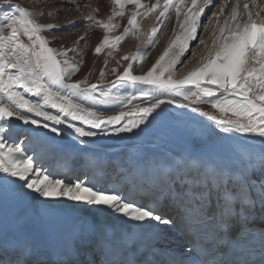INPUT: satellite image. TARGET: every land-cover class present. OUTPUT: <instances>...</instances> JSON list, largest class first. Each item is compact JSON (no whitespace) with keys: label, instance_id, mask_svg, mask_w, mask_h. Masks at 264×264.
<instances>
[{"label":"snow or ice","instance_id":"obj_1","mask_svg":"<svg viewBox=\"0 0 264 264\" xmlns=\"http://www.w3.org/2000/svg\"><path fill=\"white\" fill-rule=\"evenodd\" d=\"M72 3V0H68ZM113 4L120 5L121 10L113 14L123 17V8L127 3L135 4L137 8H145V12H133L127 24L135 27L138 15H147L160 5V0L151 7L141 4L139 0H112ZM184 0H164L163 10L159 16H164L169 8H175L177 16H180ZM255 4V0H252ZM210 0H204L197 6V0H191V8L185 13L182 36H177L169 48L156 60L152 68L145 75H133L132 63H129L125 71L117 77L114 83L125 86H150L157 90L158 95L153 102L146 107L135 110L136 118H130L126 111H119L113 115L98 114L91 108H85L77 103L74 97H88L93 100V93L97 85L87 87V80L72 82L71 77L79 71L80 61L73 62L68 57V52L76 49H56L49 46L50 41L42 33L61 28L55 24H41L37 17L45 13L34 12L21 7L11 5L12 11H6L0 15V199L7 200L14 195L16 185L27 188L45 199L66 197L68 200L82 202L86 205L106 206L124 217L136 222H155L157 229L163 225L165 228L173 225V220L161 215L152 207L141 206L135 201L125 199L119 190L100 189L83 183L80 180L68 181L63 176H58L35 165L34 156L29 154L17 142V137L23 132V126L32 125L37 129H50L57 136L63 135L61 129L55 125L67 124L79 137H95L103 132L106 126L120 125L115 131L132 132L140 128L148 121V118L160 108L166 101L159 98L160 95L171 93L182 96L190 103H208L211 108L218 109L222 114L214 115L202 112L209 121L225 126L230 132L241 134H253L264 138V18L259 11L253 13L249 5H243L246 10L239 13L237 7H233L230 24L225 21V27H221L219 36L212 40V48L208 49V55L200 67L190 71L183 79L174 80L171 74L164 78L165 72H170L181 62L180 56L188 51L192 41L197 44H207L198 35V20L209 6ZM74 7H89L90 12L84 22L111 31L118 25L112 23V16L107 21L97 19L93 14L98 9H91L90 5L73 4ZM52 15L53 13H47ZM215 15V14H214ZM256 18H253V17ZM239 17V19H238ZM246 17V18H245ZM159 19V17H157ZM75 24L70 20L68 27ZM124 28L123 35L110 40L107 35L95 48V53H100L104 47H113L130 31V27ZM7 30V31H6ZM159 29H152V37H155ZM22 37H27L26 44ZM86 36L78 38L77 43L85 41ZM53 41H58L53 37ZM153 40L150 38L149 43ZM179 45L180 54L168 60L165 58L172 47ZM142 55L139 59H143ZM123 59L128 60L125 56ZM137 57H132L136 60ZM160 69L157 73V69ZM103 72L101 73V78ZM192 85V88H185ZM17 89H23V92ZM63 90V91H62ZM26 93L39 98L37 102L26 98ZM220 93V96H217ZM101 104L125 103L135 99L134 94L128 97L113 95L110 91L101 90L99 93ZM42 101V102H41ZM184 107L186 105H180ZM56 109L57 114L45 110ZM193 111H200L193 108ZM32 114V115H29ZM42 117V120L36 119ZM231 117H236L235 119ZM71 121H80L90 129L77 126ZM53 122L52 125L47 123ZM27 131V130H25ZM34 131V130H33ZM11 140L12 143L8 141ZM264 172V166L261 167ZM192 177H195L194 179ZM260 203L261 215H264V179L259 182L245 180L244 185L236 182L233 176L223 169L202 165L193 158L191 161H176L175 168L169 175V181L165 185L166 199L185 209L182 222L187 224L193 215L199 219L201 229L205 234L212 232L221 239L228 237L230 240L239 238L242 233L253 235L252 229L256 228V199L253 198V190ZM261 238L264 239V229L261 230ZM165 236L161 231L156 243H163ZM182 260H174L173 264H202L193 256L192 248L181 254ZM0 264H8L4 258H0ZM13 264H79L76 259L58 258L49 261L42 256L31 244H24L17 260ZM264 264V262H262Z\"/></svg>","mask_w":264,"mask_h":264},{"label":"bare ground","instance_id":"obj_2","mask_svg":"<svg viewBox=\"0 0 264 264\" xmlns=\"http://www.w3.org/2000/svg\"><path fill=\"white\" fill-rule=\"evenodd\" d=\"M219 1L220 5L211 15V22L206 30L207 37L204 38V41L207 44V48L204 44L201 45L205 53L200 54L195 60V57L192 58L197 62L196 64L189 63L190 70L187 71L183 77L190 71L200 67L204 62V58L208 55V49L212 48V40L215 38L213 33L215 32V35L219 36V30L221 27H225L226 20H228L230 24L235 23L230 20V14L234 6L237 7L239 13H244L246 10L243 5L247 3L250 11L253 13L259 11L260 17L264 18V0H255V4H253L252 0H210L209 6L205 7V11L201 14L197 22L198 30L199 24L206 18L205 15L209 9ZM139 2L147 7H151L153 4H156L157 0H139ZM203 2L204 0H197V6L203 4ZM59 3V8L62 11H66L64 16H69L73 13L76 14L71 19L75 21V24L69 27H63L69 22L66 21L61 28L55 29L56 33L52 36V39L53 37H57V42L59 43L50 47L58 50L75 48V52H68V57L72 61H80L82 59V64L87 62L90 63L91 59L96 61L102 60L103 55L95 53L93 51L94 49L90 48L87 52L83 53H79L78 49L81 44L85 43L89 46L93 45L94 47V44L103 38L106 31L96 26L94 23L90 26L89 23L84 22L85 17L90 12L89 7L78 8L72 6L73 4L90 5L91 9H98V11L93 14L100 20L107 21L108 17L112 16V20L120 24V28H124L128 25L127 21L133 12L146 11L145 8L138 9L135 4L127 3L123 9L125 10V15L120 17L113 14L114 10L116 12L121 10L120 5L113 4L112 0H72V3H69L68 0H59ZM163 6L164 0H160V5L155 11L149 12L147 15H138L136 17V24L139 25L138 28L142 24L144 33H146V37L148 38L146 39L148 42L142 45V47L140 46L142 49L140 47L136 48V50L141 49L139 53L144 58L141 60L138 57V59L132 60V57L138 56L135 50L134 54L128 59L130 60L129 63H132V67L135 71L139 72L138 74L142 73V71L148 72L149 68H151L164 51L169 48L172 41L176 40L177 36H182L183 29L179 26L175 28L174 31H171L169 30L170 23L176 19L178 25L183 23L185 13L192 5L191 0H184L183 4L180 5L181 13L179 17L177 14L174 15L176 13H174L176 10L174 7L169 8L164 16H159L160 11L163 10ZM58 14L56 15L61 17V15ZM157 17H159V19H157ZM253 18L256 17L254 16ZM80 23L83 24V27L81 33L78 34L77 26ZM92 27L93 29L96 28L97 32L94 35V39L88 43L87 40L91 39V37L87 31L91 30ZM153 28L159 29L155 37H152ZM64 29H68L71 32H67ZM82 36H86V40L77 43L78 38ZM116 36L119 35L116 34ZM127 37L126 35V37L120 40V44L117 47L120 51L123 50L125 52L126 49L124 48V44ZM150 38L153 40L152 43H149ZM179 54V45L172 47L169 50L168 56L165 58V62L162 63H166ZM182 56L183 55L180 57ZM116 57L117 53L115 52L113 58ZM80 68H83L82 65L79 66V69ZM174 68L170 70L172 74L177 72ZM75 78V75L71 77L72 82H77ZM17 90L23 92V89ZM25 95L26 98L31 99L33 102L39 100V98L32 96L31 93H26ZM160 98L164 99L166 102L148 118L145 124L141 125L138 129H134L132 132L117 133L115 131L117 127L126 123V120L121 121L120 125L106 126L104 131L100 132V130L90 129L88 125L82 124L78 120L71 121L69 118V122L75 123L77 126L85 127L86 130L98 131L100 134L95 137H79L72 129L67 127V124H63L55 125L63 132V135L57 136L55 133H52L50 129H37L36 126L26 125L24 130H27V133L20 146L34 156V166H42L44 169L56 175L58 171H61L64 173L62 176L66 179L68 178V174L70 172L74 173L78 167L83 171V176L79 179L83 183L100 189H114L120 192L122 189L126 188L128 194L122 191L125 199L135 201L141 206H145L146 203L145 205L142 204L140 199L141 196L139 199L137 198V194H139L137 187L139 185L138 183L141 181V177L139 176H143L145 172L151 175L162 172L168 173L175 162L178 160L180 161L177 152L178 147L184 145L188 141L201 152L219 149L225 154H230L234 151L237 142L245 139L252 145L259 147L260 150H262V157L264 158V138H260L253 134L230 132L225 126L218 125L214 121H209L207 117L201 115L202 112H209L217 116L227 115L230 117L231 113L222 114L206 103H203L201 107H193L173 94ZM73 99L85 108H89L84 103L83 97H74ZM152 102L153 100H148L127 107V109H114L109 112L97 110V112L98 114L108 116L118 113L119 111H126L129 113L130 118H136V108L149 106ZM180 105L186 106L181 107ZM193 108H198L200 111H193ZM45 110L51 111L54 115L57 114L56 109L46 108ZM231 118L235 119L236 117ZM36 119L43 122L42 117H36ZM47 123L50 125L53 124L51 121ZM123 154L127 156L125 160L121 159ZM248 155L249 152L245 151L246 171L249 174L251 172V165L248 160ZM113 163L118 164L111 167ZM109 166L112 171L110 174H107L105 169ZM68 181L75 182L77 179L71 178ZM155 186L156 190H159V193L163 192L160 182H156ZM253 198L256 199V207L259 206L260 203L256 196L255 189L253 190ZM150 200L153 204L152 198H150ZM146 207L149 206L146 205ZM157 208L162 210V213L169 214L161 206L156 207L154 210L157 211ZM258 211L260 212V208ZM259 214H261V212ZM166 217L171 219V215H167ZM10 218H15L20 228L26 232L28 236L25 241L18 245L19 252L22 246L27 243L31 244L47 259L55 257L56 253L61 254L65 248L70 249L69 247H71L73 239L83 232L82 222L88 219L103 223L124 224L131 227H134L138 223H142L157 228L155 222L149 224L147 222L132 221L124 217L121 213L108 209L106 206L86 205L82 202L68 200L66 197L45 199L39 197L38 194L31 192V190L27 188L20 187L19 182L16 185L14 195L7 200L0 199V220L7 222ZM159 229L166 230L165 232L171 236L174 234L173 225L167 228L161 225ZM60 232H62V236L58 238L53 247L44 244L50 235H59ZM163 242L168 245L173 244V241L168 238H165ZM3 248H0V250ZM0 257L5 259L2 255ZM140 259L146 260L145 255L140 254ZM152 262V260L147 261L148 264H159Z\"/></svg>","mask_w":264,"mask_h":264},{"label":"rangeland","instance_id":"obj_3","mask_svg":"<svg viewBox=\"0 0 264 264\" xmlns=\"http://www.w3.org/2000/svg\"><path fill=\"white\" fill-rule=\"evenodd\" d=\"M9 4H11V5H17L18 4L21 7L28 9L30 11H34V12L43 11L45 14L42 16H38L37 20L39 23L44 24V25L51 23V24L62 26L66 21H70L73 18V16L76 15L75 13H73L72 15L64 16L65 15L64 13L66 11L65 10L62 11L59 8V4H60L59 0H0V15H2L6 11H12V9L8 7ZM125 5H124V7H125ZM219 5H220V1L217 2L213 7H211L209 9L207 14L205 15L206 18L203 19L202 22L199 24L198 35H199L200 39L205 40L204 38L207 37V31L206 30L208 29L209 24L211 22V20H210L211 15L214 13V10H216L219 7ZM123 11H125V10H123ZM49 12L53 13V14L52 15L47 14ZM175 12H176V10L174 11V13ZM56 14L61 15V17H58ZM176 14H177V12L174 15H176ZM112 23L118 25V27H115L111 31H106L105 35H107L110 40L117 37L116 34L119 36L123 35L124 28H125V27L120 28V24L116 23L114 20H112ZM171 23H170V29L169 30L174 31L175 28L179 27L177 19L172 21ZM66 24L68 25L69 22H67ZM138 26L139 25H137V24H135L134 28H132L131 26H128V27H130V31L127 34L128 37H127L126 42L124 44V48L126 49L125 52L123 50L120 51L119 49H117V47L120 44L119 43L120 41L117 44H115L113 47H104V48H102L101 52L98 53V54L103 55L102 60L96 61V60L91 59L90 63L89 62L84 63V64L81 63L80 65H82L83 68L82 69L80 68L79 71L74 74L76 76L75 80H77V81H82L85 79L87 80V84L82 85V87H87L88 85H91V84L97 85V89L93 93V95L96 97L95 100L88 98V97H83L84 103L89 108L96 110V111L98 110V111H103V112H109V111H112L114 109H127V107L137 105L139 103H142L143 101L153 100L154 97L158 95L157 90L150 87V86H141V85L132 86L130 84L125 86V85L118 83V82L114 83L117 81V77L125 71V69L127 68L128 64H129L130 60H125V59H123V57H125V56L131 57L134 54L137 47H140V46L142 47V45H144L146 42H148V40H146V39H148L146 37V33H144V30H143V25L141 24V26L139 28H138ZM82 27H83V24H81V23L77 26L78 34L81 33ZM171 27H172V29H171ZM92 29H93V27L91 28V30L87 31V33L89 32L90 37H91V39L87 40L88 43H90L94 39V35L97 32L96 28H94L93 30ZM64 30H66L67 32H71L68 29H64ZM55 33H56L55 29H53L50 32L42 33V35L50 41L49 46H52L54 44L57 45V43H59L57 41H53V39H52V36ZM124 37H126V36H124ZM172 37H170V38H172ZM22 39L24 40V42L26 44L28 43L27 37H22ZM102 40H103V38L100 41H98L97 43H95L94 47L91 44H90L91 46L87 45L86 43L81 44L79 49H78L79 53L87 52V50L90 48L94 49L93 51L95 52V48L97 47V45H99L101 43ZM191 44L195 45V46L191 47L185 53V55L183 54V56L180 57L181 62L178 63L174 68L175 70H177V72L175 74H172V72H165L164 78H167V76L169 74H171L172 79H174V80L183 79L184 78L183 76L186 74V72L190 70L189 63L196 64L197 61L195 62L194 60L197 59L200 56V54L205 53L202 46H201L202 44H197L196 41H192ZM140 50H136L137 51L136 55H138L137 59L140 56V53H139ZM104 51H105V53H104ZM115 52L117 53V57L113 58V54ZM192 58H194V60ZM73 62H76V61H73ZM151 68H149V70ZM159 71H160V69L158 68L157 73H159ZM102 72H103V77L101 78ZM131 72L133 75H145L147 73V72L142 71V73L138 74L139 72H136L133 67L131 69ZM185 88L186 89L192 88V90L195 91V88L192 85H186ZM101 90L110 91L113 95L118 94L122 97H128L129 93H132V94H134L135 99H132L130 101H126L125 103H122V104L121 103L101 104L99 102L101 99L99 96V93ZM170 95H171V93H168V94L160 95V97H165V96H170ZM220 95H221L220 93H217V96H220ZM178 98L184 100L182 96H178ZM184 101L193 107H201V105L203 104V103L192 104L188 100H184ZM206 104H208V103H206ZM217 111H218V109H217ZM29 115H31V114H29ZM25 127H26V125L23 126V128L21 130L23 132V134H21L17 137V142L20 145L22 144V141L25 138V135L27 133V131L24 130ZM8 142L12 143L11 140H9ZM123 155H124V157H123ZM123 155L121 156V159L125 160V158L127 156H126V154H123ZM107 170H108L107 174H110L112 171L110 169V167H108ZM76 171H77L76 174L74 173L73 177L69 176V178L67 180H69L71 178H75L77 180L81 179V177L83 176V171L81 169H79L78 167L76 168ZM63 174L64 173H62L61 171L57 172L58 176H62ZM121 193H122V191H121Z\"/></svg>","mask_w":264,"mask_h":264}]
</instances>
